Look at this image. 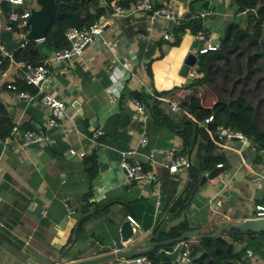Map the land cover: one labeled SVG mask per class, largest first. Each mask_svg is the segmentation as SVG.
I'll list each match as a JSON object with an SVG mask.
<instances>
[{"label": "crops", "instance_id": "obj_1", "mask_svg": "<svg viewBox=\"0 0 264 264\" xmlns=\"http://www.w3.org/2000/svg\"><path fill=\"white\" fill-rule=\"evenodd\" d=\"M189 1L174 0L173 7L181 19L185 13L197 19L200 31L211 42L237 18L229 7L230 0L196 1L192 14L188 11ZM169 30L168 20L157 18L150 24L146 13L116 17L103 35L113 54L131 68V73L125 72L118 81H112L110 76L113 54L98 42L87 45L80 57L50 65L48 79L41 86L65 103L62 129L45 128V109L5 88L8 83L22 82L20 62L9 57V64L0 74V103L18 130L25 125L37 128L51 142L19 147L12 137L0 149V264H66L129 249V242L122 244L119 237V226L127 211L138 224L135 232L144 235L146 241H153L156 235L151 239V234L159 223L160 227L169 226L185 217L204 234L213 226L250 218L253 204H261L255 198L263 194L264 182L252 178L233 153L236 157L229 169L197 183L186 208L170 212L172 202L182 195L187 168L168 173L161 165L162 151L172 148L179 153L181 140L169 128L170 124L154 123L144 110L139 114L128 104L131 98H120L127 87L145 93L170 91L168 98L159 95L176 105L190 93L199 98L202 106H211L215 96L205 85L185 89L196 74L197 51L208 41L196 39V34L186 30L177 45L169 46L172 39L161 38ZM4 31L0 28L5 43L18 38V34ZM139 33L146 39H137ZM42 49L48 52L46 47ZM131 54L135 61L129 59ZM187 55L195 57V62L182 76L179 70ZM148 61L150 79L144 70ZM108 92L113 93L114 101L109 100ZM206 99L210 101L205 102ZM75 101L76 108L72 106ZM159 103L172 122H177L181 109H170L165 100ZM93 130L101 133L93 137ZM142 130L147 137L144 147L137 144ZM254 159L252 155L248 161L253 163ZM123 160L139 161L144 178L126 182L120 167ZM244 161L252 169L264 172V159H258L257 163L262 164L259 168L253 167L256 163ZM84 195H88V204L93 203L90 211L96 208L105 212L89 218L69 244L67 239ZM106 203L110 204L105 210ZM156 234L157 240L162 241ZM254 261L264 264L256 256ZM99 264L132 263L130 259H113Z\"/></svg>", "mask_w": 264, "mask_h": 264}, {"label": "trees", "instance_id": "obj_2", "mask_svg": "<svg viewBox=\"0 0 264 264\" xmlns=\"http://www.w3.org/2000/svg\"><path fill=\"white\" fill-rule=\"evenodd\" d=\"M53 1L55 16L44 39L41 42L28 40L23 45L13 49L9 53L12 60L37 63L47 57L49 53L67 46L63 33L68 27L83 30L98 16L109 13L111 10L108 7L111 0ZM135 1L116 0V4L127 9ZM196 1L204 2L206 0L189 1L188 11L191 14L193 4ZM91 5L95 6L94 10L91 9ZM229 7L237 18H234L223 28L216 50L197 55L196 74L185 86V89H194L199 85H205L215 96V101L211 106H202L199 98L189 93L178 102L177 105L181 112H178V121L172 122L169 115H166L167 113L159 107V101L150 98L147 93L140 89L133 90L125 87L120 97L121 99L131 98L140 102L143 110L154 123L170 124L168 125L169 128L181 140L179 154L187 156L189 167L187 168V178L181 192L182 195L180 199L172 202L170 212H174L177 208H180L179 211L186 208L202 173L214 169L217 164H221L225 170L229 169L232 159L236 157L233 153L216 147L197 123H201L205 118L211 116L214 122L213 130L217 126H224L242 133L250 143L253 153H256L253 163L258 162L260 158L257 153L264 148V95L262 97L255 96V88L259 80H264V43L260 44L261 39L264 38V0H230ZM3 12H6V6H3ZM16 23V21L11 22L8 30L3 29L4 32L12 34L27 29L26 26L17 29ZM200 29V23L197 19L182 18L179 25L172 28V40L167 44L175 46L186 30L196 34ZM1 38L2 35L0 36V46L3 47L5 41ZM42 47H46L48 52L44 51ZM8 64L9 57L0 52V72L4 71ZM241 69L245 73L239 74ZM144 70L150 79L149 61L145 63ZM259 70L262 71V77H258L253 82L254 89H252L251 94L256 104L252 105L250 102L251 94L250 96L247 95L240 88L248 82L250 74L253 76ZM14 85L16 91H24L30 95L36 92L35 87L26 85L24 82L18 81ZM169 93L170 91H163L161 94H153H160L168 98ZM253 97L251 98L253 99ZM13 125L0 103V141L9 135ZM31 129L37 130V128H30L25 125L18 131ZM87 198L88 195H84L81 199L82 204L77 207V215L75 216L77 219L67 239L69 244L73 241L76 232L82 230L89 218L105 212L96 208H92L90 211L89 207L93 203L88 204ZM255 201L264 204V190L261 196L255 198ZM109 204L104 205L105 210ZM124 215L130 216L128 211L127 213L124 212ZM216 227L213 226L204 234L212 232ZM197 229L198 227L190 225L187 219L183 217L169 226L160 227V223L157 224L152 231L151 239L157 232L160 240H167L177 238L184 231ZM222 235L227 236V239H222ZM174 244L176 243L163 245L162 249L170 251ZM183 248L188 250L189 260L185 264H243V256L246 250L252 252L253 260L256 256L264 261V230L256 232L226 229L212 238L184 239ZM158 250L159 248H154L145 254L150 260V264H178L177 261L166 260L158 253Z\"/></svg>", "mask_w": 264, "mask_h": 264}, {"label": "built area", "instance_id": "obj_3", "mask_svg": "<svg viewBox=\"0 0 264 264\" xmlns=\"http://www.w3.org/2000/svg\"><path fill=\"white\" fill-rule=\"evenodd\" d=\"M26 0H0V28L8 30L11 22L16 21V28H22L26 26V19L29 15V9L23 8ZM174 0H136L132 4L129 5L127 9L116 4V0H111L108 3V7L111 9L109 13L98 16L96 20H94L87 28L83 30H78L74 27H68L63 36L67 41V46L60 48L54 52H52L48 57L38 61L37 63L32 62H20L19 64L22 67V73L20 79L26 85L33 86L36 88V92L30 95L24 91H16L15 85L12 83H8L5 85L6 89L14 91L18 97H22L27 99L28 101H34L38 106L42 107L46 111V119L44 122V127L47 129L56 128L62 129L63 124V116L65 115V103L63 100L54 97L48 91L44 90L41 86L44 81L48 79L50 74L49 66L50 65H59L68 60L80 57L84 48L92 44L94 42H98L102 44L105 49L112 55L114 51L111 49L109 43L105 40L103 32L107 26L112 24L116 17L122 16L128 13H146L148 16V21L151 24L157 18H163L168 20L171 25V30L163 33L161 38L163 40H171L172 39V28L178 26L181 17L179 13L173 7ZM3 6H6V12L4 16ZM21 9V11H18ZM202 15V14H201ZM9 23V24H6ZM25 31H21L18 34V37H22L26 33ZM222 34L217 33L214 37L211 38L207 36L204 32H197L195 35L196 39H206L208 42L206 46L199 49L197 51L198 54L205 53L206 51H214L218 46V42L221 38ZM137 39H146V36L143 34H136ZM0 51L10 57L9 53L3 52L1 46ZM113 67L110 71V76L112 81H118L121 79L122 75L127 72L131 73V68L128 63L120 60L115 54H113ZM129 59L131 61H135V55H129ZM3 72V71H2ZM0 72L2 75L3 73ZM146 93L151 97L158 101L165 100L170 109H179V107L170 99H165L159 95H155L152 92L146 90ZM110 101H114V95L112 92L107 93ZM128 104L131 105L134 110L142 114L143 106L140 102L134 99H129ZM212 121V117L208 116L201 123H197L199 127H201L208 135L210 141L221 150L231 151L238 157V161L242 165V167L247 171V173L254 179H258L264 182V172H259L252 169L248 164L245 163L242 155H241V146L248 141L246 137L235 130H232L228 127L217 126L214 130L213 128L209 130L207 128V124ZM101 131L93 130L92 136L97 137ZM11 137L16 138V141L19 147L29 146L32 143L44 144L50 143L51 139L48 135L41 132L40 130H23L18 131L17 125L14 124L11 127L9 135L4 137L2 141H0L1 146L7 144L11 139ZM238 143L237 146L232 143ZM138 146L144 147L147 144V137L145 131L142 130L138 137ZM72 152V151H70ZM260 159H264V148L260 150ZM148 157H151V153H149ZM162 167L165 168L168 173L173 174L178 171L180 168H188L189 161L186 155H181L175 152L172 148H167L162 151ZM120 167L124 172L125 181H138L143 179L145 174L142 171L141 163L137 160L133 162L121 161ZM215 167H222L221 164H217ZM69 212H72L69 209ZM250 218H264V204H253L252 209L250 211ZM125 219L131 224L132 230L135 233V230L138 228V224L136 221L130 216H126ZM176 244L173 245L172 249ZM188 250L183 248V244L181 249L179 250L176 260L178 264H185L188 262ZM244 263L243 264H256L253 260V254L250 250H246L245 255L243 256ZM132 264H150V260L145 255H139L130 258Z\"/></svg>", "mask_w": 264, "mask_h": 264}, {"label": "water", "instance_id": "obj_4", "mask_svg": "<svg viewBox=\"0 0 264 264\" xmlns=\"http://www.w3.org/2000/svg\"><path fill=\"white\" fill-rule=\"evenodd\" d=\"M34 3V6H29V15L26 19L27 31L22 37H18L15 41L6 42L3 44V49L5 53H10L13 49L23 45L28 40H41L45 37L46 31L51 25V22L55 16V7L53 0H31ZM94 6L91 5V9ZM189 13L184 14V18L189 17ZM9 24V23H6ZM264 43V38L261 39L260 44ZM195 57L192 55H187L180 66L179 73L182 76H186L188 68L194 64ZM125 77H128L126 74ZM78 103L75 101L72 103V106L76 108ZM207 128L211 130L214 126V122L210 121L207 125ZM37 143H32L29 146H35ZM246 146H249V142L246 141L241 149H244ZM0 144V149H1ZM224 171L223 167H215L214 169L208 171L207 173L200 176L198 183L201 184L206 180L215 178L218 173ZM39 208H34V211H38ZM226 229H237L240 231H262L264 230V218H245L240 222L235 223H224L217 226L212 232L202 234L198 230H189L182 232L177 238L167 239L158 241L157 234L154 237L153 241H146L145 236L139 233H134L132 230L131 224L124 219L119 226V237L122 244H130L129 249L116 250L111 253L104 255L96 256L90 259L75 261L66 264H97L109 259H130L135 256L145 255L149 253L154 248H159L158 253L168 261H175L179 250L182 247V241L184 239H195V238H212L215 237L219 232ZM176 243L175 247L170 251H165L160 248L163 245L169 243Z\"/></svg>", "mask_w": 264, "mask_h": 264}, {"label": "rangeland", "instance_id": "obj_5", "mask_svg": "<svg viewBox=\"0 0 264 264\" xmlns=\"http://www.w3.org/2000/svg\"><path fill=\"white\" fill-rule=\"evenodd\" d=\"M29 6H34V3L31 0H26L25 4L23 5V8H28ZM250 69H252V67H250ZM243 73H245V71L243 69H241V71H239V74H243ZM260 76L262 77V71H260V70L257 71L253 76H251V74H250L249 78H248V82L240 89H242V91H244L247 95L250 96V94L252 93L251 92L252 89H254L253 82H254L255 79L257 80L258 77H260ZM255 93H256L255 96H259V97H262L264 95V80H259V82L257 84V87L255 88ZM251 97H253L252 94H251ZM251 97H250L251 104L252 105L256 104V101H255L254 97H253V99ZM201 98H203V100H204V96L202 94H201ZM209 101H210V99H206L205 100V102H209ZM232 144L235 145V146L238 145V143H236V142L232 143ZM254 154H256V153H253V151L251 150V146L250 145L245 147L244 149H242V152H241V155L244 157V159L246 161H248V159L250 157L252 159V155L254 156ZM257 154H258L257 156L260 158V154L259 153H257ZM249 164H253V163L249 162ZM260 166H262L261 163H256L255 165H253L254 168H259ZM110 260H113V259H109V260L104 261V262H110ZM104 262H101V263H104ZM97 264H99V263H97Z\"/></svg>", "mask_w": 264, "mask_h": 264}]
</instances>
